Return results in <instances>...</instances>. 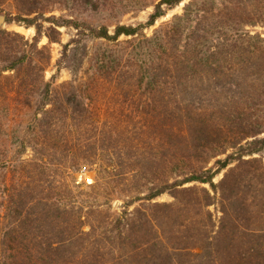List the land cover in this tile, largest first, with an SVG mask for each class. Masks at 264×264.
Wrapping results in <instances>:
<instances>
[{
  "label": "trees",
  "instance_id": "trees-1",
  "mask_svg": "<svg viewBox=\"0 0 264 264\" xmlns=\"http://www.w3.org/2000/svg\"><path fill=\"white\" fill-rule=\"evenodd\" d=\"M25 1L29 7L39 2ZM52 1L78 15L104 12L107 19L115 20L112 33L107 24H89L79 16L53 18V24L75 29L85 26L86 32L79 33L117 41L120 35L133 36L139 27L152 25L166 8L183 0ZM148 5H153V10L145 23L133 26L116 21L120 15ZM18 17L6 19L20 21ZM24 20L26 25L33 23L31 18ZM257 24L264 25V0H188L181 13L155 29L139 45L142 50L132 52L137 58L145 55L135 80L137 87L152 99L146 106L158 118L170 120L160 124L166 141L153 157L148 174H142L148 182L139 184L146 189L137 198L139 207L128 210L133 200H126L121 213H114L109 219V230L103 229L98 238L91 239V233L78 228V223L65 235L63 226L68 229L67 221L61 213L67 210H61L56 203L41 205L39 200L41 211L33 218L36 212L27 208L25 199L29 186L16 185L8 205L12 223L0 236L2 250L7 246L17 248L18 243L31 238L23 248L26 258L35 261L33 254L42 263L50 259L65 262L69 251L77 256L82 243L88 240L91 251L82 254L89 258L88 264L107 255L118 260L115 264H264V165L262 159L253 156L264 153V36L247 28ZM2 37L5 42L0 70H18L27 62L26 42L18 34L0 29ZM48 37L55 39L51 34ZM69 44H64V53ZM92 60L97 70L114 71L120 62L111 50L96 52ZM31 81L29 94L35 93L38 85L36 80ZM42 97L47 102H41L36 113L50 101L48 83L44 84ZM66 101L73 111L76 105L82 107L76 100ZM177 120L185 126L171 127ZM220 153L226 154L215 160V167L203 165ZM232 162L235 166L215 183L214 176ZM191 181L208 183L214 194L203 189L195 201L187 199L186 194L191 191L183 184ZM166 192L177 200L176 204L152 202ZM217 193L221 216L216 229L208 210L193 225L179 222L172 228L169 221L173 222L176 215L190 206L207 207L216 201ZM27 221L32 222L28 228ZM43 227H48L49 235ZM159 230L167 240L181 241L172 246L175 252L160 242ZM52 235L58 237V245L52 244ZM132 242L135 244L126 246ZM105 243L112 248L103 249ZM71 246H75V252ZM194 247L200 252H192L190 248ZM1 262L5 264L4 260Z\"/></svg>",
  "mask_w": 264,
  "mask_h": 264
},
{
  "label": "rangeland",
  "instance_id": "rangeland-1",
  "mask_svg": "<svg viewBox=\"0 0 264 264\" xmlns=\"http://www.w3.org/2000/svg\"><path fill=\"white\" fill-rule=\"evenodd\" d=\"M187 1L183 0L172 8H166L164 15L150 26L139 27L135 35H120L117 41H109L79 33L80 30L86 32L85 26L75 29L51 22L53 18L61 16L80 17L89 24H107L108 31L112 33L115 20L107 19L104 12L78 15L52 0H39L37 4H29L30 7L25 0H0V13L4 16L0 29L18 34L26 42L24 49L27 54V62L18 70H0V236L6 226L12 223L10 214L8 215L11 190L13 186L20 184L30 188L25 199L27 208L36 212L33 218L41 211L39 200L41 205L42 202L56 203L61 210H67L61 213L67 221L68 229L63 226L65 235L78 223V228L91 233V239L94 236L98 238L103 229L109 230V219L114 213H121L126 200H133L128 210L139 207L137 198L146 190L141 189L139 184L148 182L147 177L142 174H148L147 168L152 165L153 157L160 145L165 143L167 137L162 133L160 124L169 122L170 118H158L146 106L152 99L137 87L135 80L138 66L145 55L141 54L137 58L132 52H140L142 49L139 45L142 41L168 22L174 14L181 13ZM29 8L34 9L27 11ZM152 10L153 5H148L140 10L126 12L116 21L137 26L146 22ZM17 16L20 21L6 19ZM24 18H31L33 23L26 25ZM247 28L264 36V25L257 24ZM48 34L55 39L49 38ZM4 42L5 38H0V60L4 57ZM68 42L70 44L64 53V44ZM110 50L120 60L117 69L97 70L98 67L92 60L93 55ZM125 62L131 65L125 66ZM32 79L38 85L36 92L29 94ZM45 83L50 86V101L36 113V108L41 107L40 103L47 102L42 97ZM165 96L169 99L168 95ZM68 98L81 103L82 107L76 105L73 111L66 101ZM46 109L48 110L44 113L43 110ZM50 109L53 110L50 112ZM42 121H47L48 124L44 125ZM177 126L183 128L185 123L177 120L171 125L173 128ZM229 151L231 150L228 149L227 152ZM225 154L210 157L203 165L215 167V160L223 158ZM253 156L262 159L264 165V153ZM234 166L235 162L230 163L214 176L213 181L218 183ZM183 186L191 191L186 194L189 200L195 201L197 196L202 195L203 189L214 194L208 183L191 181ZM215 196L216 201L207 207L190 206L176 215L174 224L169 221L172 228L179 222L193 225L208 210L214 222L213 228L216 229L221 211L219 193ZM152 202L174 205L177 200L166 192L153 198ZM31 223L27 221L26 228ZM43 230L50 234L48 227H43ZM159 231L160 242L166 249L175 252L176 249H172V246L176 247L181 241L172 238L167 240L162 230ZM51 237L52 244L58 245L55 242L58 237ZM30 239L18 243V247L13 249L7 246L2 250L0 244V263L1 260L5 264L90 262L86 260L89 259L87 256L82 255L91 251L88 240L82 243L77 256L73 257L69 251L65 262L50 259L42 263L33 254L31 258H35V261L29 260L23 248L30 243ZM131 244L135 242L126 246L130 247ZM188 244L198 243L188 241ZM102 248L109 249L112 246L105 243ZM70 249L75 252V246ZM190 250L200 252L197 247ZM115 251L116 254L120 253V250ZM172 256H175L174 253ZM117 261L107 255L95 260L94 264H115Z\"/></svg>",
  "mask_w": 264,
  "mask_h": 264
},
{
  "label": "water",
  "instance_id": "water-1",
  "mask_svg": "<svg viewBox=\"0 0 264 264\" xmlns=\"http://www.w3.org/2000/svg\"><path fill=\"white\" fill-rule=\"evenodd\" d=\"M3 22H4V16L2 13H0V26L2 25Z\"/></svg>",
  "mask_w": 264,
  "mask_h": 264
}]
</instances>
